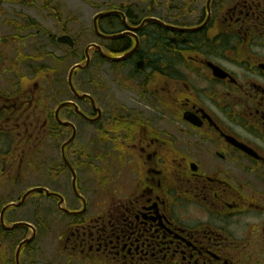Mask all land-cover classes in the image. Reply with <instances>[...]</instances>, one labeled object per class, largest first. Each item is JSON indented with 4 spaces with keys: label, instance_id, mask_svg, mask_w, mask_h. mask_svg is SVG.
Returning <instances> with one entry per match:
<instances>
[{
    "label": "flooded vegetation",
    "instance_id": "flooded-vegetation-1",
    "mask_svg": "<svg viewBox=\"0 0 264 264\" xmlns=\"http://www.w3.org/2000/svg\"><path fill=\"white\" fill-rule=\"evenodd\" d=\"M55 9L0 0V264L44 235L12 213L34 196L58 207L41 189L63 196V176L60 264H264V0L112 3L91 23L85 101L46 71L45 37L70 35Z\"/></svg>",
    "mask_w": 264,
    "mask_h": 264
},
{
    "label": "rangeland",
    "instance_id": "rangeland-1",
    "mask_svg": "<svg viewBox=\"0 0 264 264\" xmlns=\"http://www.w3.org/2000/svg\"><path fill=\"white\" fill-rule=\"evenodd\" d=\"M88 3L86 0H47V3L50 5H56L58 8V15L55 19V23L60 25L62 28H68L70 34L77 41V49L75 54L71 52L69 49L61 46L58 49H53L50 46L49 40L45 37V41L42 42L44 44L45 54L55 55L56 58H59V63L57 66L60 71V79H61V93H65V99H69L67 95L68 86H67V78L71 68L78 64L84 54L86 47L99 43L97 37H95L91 32V23L93 17L97 13H101L107 11L109 6L114 4H119L120 0H110L107 6V0H89ZM106 1V3H104ZM123 1V0H121ZM156 2L157 11L167 0H154ZM60 12V13H59ZM44 26L48 31H53L50 27L52 23L48 20H44ZM33 53V52H28ZM70 55L72 57H70ZM44 63L47 67L52 66V61L48 62L47 59L44 60ZM86 80H87V72L77 73L74 79V83L79 91L82 93L86 92ZM84 107V106H82ZM81 123V122H80ZM84 147V145H82ZM79 150H84L85 148H78ZM84 151L82 152V156L77 157L78 161H83L85 155ZM78 164V163H77ZM81 186L86 188L87 185L90 186L94 184V180L91 179L90 182L86 181L84 177H81L80 180ZM98 185V181H95V186ZM61 194L66 198L67 205L73 202V194L71 190V178L68 176H63L61 178ZM79 205V202H77ZM38 205V209L36 208ZM16 217L22 216L23 220H27L29 222H44V235L39 238L38 243L34 244L23 256V264H60L57 260L58 257V231L56 229L58 223L61 225L67 224L69 217L64 215L59 211L57 207V201L49 200L46 197H32L25 207L20 209L18 212L12 213ZM68 227V224H67ZM65 230V226L63 225V231ZM37 248V249H36ZM15 250V249H14Z\"/></svg>",
    "mask_w": 264,
    "mask_h": 264
},
{
    "label": "water",
    "instance_id": "water-1",
    "mask_svg": "<svg viewBox=\"0 0 264 264\" xmlns=\"http://www.w3.org/2000/svg\"><path fill=\"white\" fill-rule=\"evenodd\" d=\"M59 42H60V43H66V44H69L70 46L73 45L71 39L68 38V37L60 38V39H59ZM94 47H96V46H94ZM96 48H97V47H96ZM89 50H90V49H88L87 52H88ZM98 50H100V48H98ZM105 58H107L108 60L113 61V62H117V61L123 60V59H120V58H109V57H105ZM88 62H89V56H88ZM88 62H87V65H88ZM87 65H86V66H87ZM86 66H80V65H78V66L74 67V68L71 70L70 74H69V85H70L71 91H72V93H73L77 98H79L80 100H84V99H86L87 96H86V95H79V94H78V92L75 90V88H74V86H73L72 78H73V75H74V73H75L76 70H78V69H85ZM68 105H72L73 107H75V109L77 110V112L80 113L78 107H77L76 105H74V104H71V103L64 104V105H62L61 108L65 107V106H68ZM75 184H76V178H74V187H75ZM46 192H47V191H46ZM47 193H48V192H47ZM48 196H51V194L48 193ZM58 197H60V196H58ZM60 200H61V201H60V204H59V205H60V208H61L62 210H64V211H66L65 209L62 208V205L64 204V199H63L62 197H60ZM66 212H67V211H66ZM30 241H31V240H30ZM30 241H27L26 243H29ZM22 245H23V244H22ZM22 245H21V247H22Z\"/></svg>",
    "mask_w": 264,
    "mask_h": 264
}]
</instances>
